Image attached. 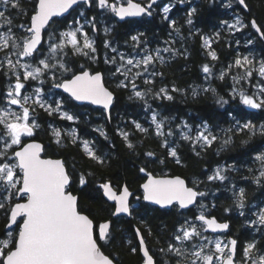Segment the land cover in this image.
Wrapping results in <instances>:
<instances>
[{
	"label": "snow or ice",
	"instance_id": "6c2138e0",
	"mask_svg": "<svg viewBox=\"0 0 264 264\" xmlns=\"http://www.w3.org/2000/svg\"><path fill=\"white\" fill-rule=\"evenodd\" d=\"M79 2L80 0H38L33 4L30 24L25 27L24 23L14 24L11 14L8 13L9 7H21L20 0H0V6L4 9L0 10V80L5 83V87L0 88V220L3 221V229L0 231V264H116L114 258L102 251L113 239L110 232L111 221L94 222L89 215L83 214L78 209L77 196L68 190L70 177L64 164L60 160L42 159V146L35 142H25V138L34 140L37 129L40 128L35 118L38 109L52 115L61 113L64 104L63 100L49 103L44 99L43 89L39 86L33 87V82H38L39 85L50 82L52 88H62L76 101H91L93 104H103L105 108L113 101V93L104 87L100 72L91 73L85 70L83 65L74 70L65 59L69 54L66 50L71 49L73 54L96 61V48L85 25L74 20L72 25L67 26V30L59 32L58 35L55 31H48V28L56 24L53 17L66 13ZM84 2L89 6L95 3L100 8H110L117 16L124 18L140 14L152 15L151 9L157 0H148L146 5L128 0V7H117L115 3L110 4L109 0ZM179 2L183 3L184 0ZM238 2L246 6L245 0ZM162 11L165 14L164 19L168 20L170 6H164ZM196 11L193 8L187 12V24H193L192 16ZM93 21L88 23L95 30ZM169 23L177 33L180 31L175 20H170ZM223 23L229 28H236L237 25L245 27L239 18L235 24H228L227 21ZM250 26L259 34V39L264 40V26H258L255 20L251 21ZM131 41L133 52L128 55L120 53L122 63L112 70V75L122 76L123 79L117 87L130 89L132 95L129 98L134 96L143 101L146 110L152 111L146 99L148 93L167 100H173L174 97L166 87H161L157 92H153L151 88L141 91L137 81L143 80V83L148 85L153 83L149 77L162 75L154 70L150 71V66L157 60L163 64L161 51L170 52L171 49L165 47L149 50L144 46L142 34L131 36ZM204 42L210 46L207 38ZM252 43L253 40H248V44ZM110 46V43H105L106 48ZM46 51L48 54H45ZM112 51L116 52V49ZM209 55L213 60L218 59L215 51H210ZM105 63L115 65L116 57H106ZM232 69L242 71L232 76L234 83L231 98L238 96L239 102L248 108L264 110V59L257 61L248 55L237 54L227 66V70L221 71L219 79L224 80ZM202 70L205 74H210L211 71L207 64ZM68 73L71 75L67 76ZM241 81L249 83L254 91L246 94L243 90H238L236 85ZM29 88H32V91H28ZM171 91L179 92L181 89L174 86ZM202 91L217 96L212 87L202 88ZM192 94L195 96L198 93L193 89ZM228 102L223 97L216 99V103L221 106ZM158 115L159 113L153 111L151 116L155 135L162 137L163 145L168 147L167 137L175 133L172 128L164 131L166 118L158 120ZM62 116L69 121L74 119L67 112H62ZM133 124L141 133L149 132L142 124L136 121H133ZM182 128L191 131L187 123H183ZM189 132L182 131V139L192 141L194 146L207 149L220 142L219 150H223L225 146L234 143V138L247 137L241 140L242 145H248L257 136L264 138V123L237 119L230 127L221 128L218 134L205 122L197 126L194 138ZM60 135L59 130L53 129L57 144L60 143ZM120 135L127 142V147L134 150L135 146L130 142L129 134L121 132ZM85 147L87 148V142ZM145 155L153 157L155 153L149 151ZM168 155L176 158L177 152L171 149ZM89 156L103 163L91 150ZM252 160L256 167L248 169L252 173L251 179L258 186H264V151H260ZM176 162L180 161L177 159ZM139 171L145 172L146 168L141 167ZM227 171L229 168L218 166L207 180L223 184L229 179ZM79 182L81 185L86 183L83 177ZM200 183L202 182L194 181L193 186L189 187L185 180L179 177L155 178L148 173V180L142 185L144 200L161 206L175 205L180 209L199 204L201 209L200 214L192 219L184 218L174 229L166 247L160 248L159 252L166 255L169 261L174 259L175 264H264V244L261 243V240H264V207L258 206L255 212L246 217V223L260 234L261 240L253 239L242 245L238 251L237 239L225 242L204 234L209 230L216 232L229 229V224L218 222L210 212L205 215L206 206L198 200V197L206 195L205 192L199 191ZM100 188L109 200L115 202L112 215H131V193L126 184L119 193L113 191L111 183H103ZM232 192L233 203L241 210L240 215L245 216L246 190L243 187L237 190L233 185ZM229 211L231 208L225 209V212ZM194 221H199V225ZM136 234L140 236L139 229ZM139 247L143 252V264H159L158 260L154 259L155 254H150V250L145 247L142 236ZM131 250L136 252L137 248L133 247Z\"/></svg>",
	"mask_w": 264,
	"mask_h": 264
},
{
	"label": "trees",
	"instance_id": "16d2710c",
	"mask_svg": "<svg viewBox=\"0 0 264 264\" xmlns=\"http://www.w3.org/2000/svg\"><path fill=\"white\" fill-rule=\"evenodd\" d=\"M109 1L115 3L118 0ZM170 1L172 7L167 13L168 20L164 19L165 14L157 7L156 11H151L150 16L120 21L109 8H100L95 3L92 6L80 4L64 20L56 19V26L62 22L65 25L69 21H82L86 24V29L95 35V62L80 54H73L71 49H67L69 54L65 59L70 62V66H74V70L83 65L94 71H103L107 86L115 92L116 99L110 118L104 108L93 105L80 106L64 93L62 96L66 109L74 114L75 121H69L63 116L49 115L39 109L36 112L40 124L37 139L44 142L46 156L64 159L72 178L69 190L78 194L79 210L87 213L94 222L112 221L110 232L113 239L102 250L114 258L117 264L143 263L136 227L141 229L150 252L155 254L159 264H174L175 260L169 261L159 249L166 247L174 229L185 217L193 218L200 214L199 204L189 210H182L175 205L171 209H161L146 203L141 185L149 172L155 175L183 176L190 186H193L194 181H201L199 191L205 192L206 195L200 197L199 202L205 206L209 205L206 214L210 212L219 221L230 222L228 235L237 239L239 250L242 245L253 239L261 240L260 235H253L246 226V217L250 216L251 208H247L245 216H241L239 208L233 203L232 186L235 185L237 190L241 187L246 190L247 207L257 201H264V186L255 184L251 179L252 173L248 171L249 168L256 167L252 157L264 146V138L257 136L248 145H242L241 140L247 137L241 136L234 138V143L225 146L223 150H219L220 142L214 143L210 148L201 149L198 145L194 146L192 141L182 139L181 132H186V129L182 128L183 123L197 129V126L206 122L218 134L221 128L230 127L237 119L264 123V110L248 108L239 102L238 96L231 98L234 83L232 76L242 70L232 69L224 80L219 79L221 71L227 70V66L237 54L249 55L256 60L264 59V40L259 39V34L250 26L253 20L259 26H264V0H245L249 11L237 2L234 13L244 19L245 27L242 28H229L223 23L229 20L231 15L219 4H214L215 0H184L183 3L179 0ZM34 2L37 0L20 2L22 8L29 9L30 5L32 8L29 12L21 14L17 22L30 23ZM122 2L125 3L126 0ZM193 8L197 11L192 16L193 24L189 25L186 23L187 12ZM15 10L9 11L13 13ZM22 16L25 18H20ZM170 20L176 21L180 29L178 33L170 27ZM89 21L95 23V30ZM141 34L144 46L149 50L165 47L171 49L170 52L162 51L163 64L157 60L150 66V71L154 70L162 75L149 77L153 83L148 85H145L143 80L137 81L141 91L151 88L153 92H157L161 87H166L174 97L173 100H167L148 93L146 99L152 111L146 110L144 102L134 96L130 99V89L117 87L123 79L122 76L112 75V70L120 65L119 52L126 50L132 53L131 36ZM206 37L210 46L205 45ZM250 39L253 40L252 44H248ZM105 43H110L111 46L106 48ZM112 49H116V52ZM210 51H215L217 60L211 58ZM113 56L116 57L115 65L104 62L106 57L111 59ZM206 64L210 67V74H205L202 70ZM66 75L70 76L71 73ZM174 86L181 91L172 92ZM3 87L4 81L0 80V88ZM205 87L214 88L217 96L211 92L204 93L202 88ZM193 89L198 93L195 96L192 94ZM218 97H223L229 102L221 106L216 103ZM153 111L159 113L158 120L166 118L164 131L172 128L175 133L167 137L168 147L163 145L162 137L155 135V126L151 122ZM133 121L142 124L149 132L141 133L136 130ZM51 123H56L64 129L73 126L81 139L91 141L92 151L103 163L91 159L89 151L83 147L82 140L74 139L69 134L65 133L63 140L57 144L49 132ZM178 125L181 127H177ZM121 132L129 134V140L135 146L134 150L127 147ZM171 149L176 150V158L168 155ZM149 151L155 155L146 156ZM177 159L179 163L176 162ZM223 164L233 166L226 172L229 179L223 184L219 181L209 182L207 177L211 175L212 170ZM141 167H145L146 171L140 172ZM81 177L86 182L84 185L79 182ZM106 182H111L118 190L126 184L133 192L131 216L112 215L115 204L104 198L100 188V185ZM213 205L215 207H212ZM226 208H231V211L225 212ZM2 229L3 221L0 220V231ZM261 243L264 244V240H261ZM133 247L137 248L136 252L131 250Z\"/></svg>",
	"mask_w": 264,
	"mask_h": 264
},
{
	"label": "rangeland",
	"instance_id": "374dc122",
	"mask_svg": "<svg viewBox=\"0 0 264 264\" xmlns=\"http://www.w3.org/2000/svg\"><path fill=\"white\" fill-rule=\"evenodd\" d=\"M22 0H20V2H21ZM118 1H122V0H118ZM126 1H128V0H126ZM164 6H170V8L172 7L171 6V1H169L168 3H165L163 6H161V7H159L160 8V10H162L163 9V7ZM32 8V6L30 5V8L28 9V8H22V5H21V7L20 8H18V9H16L13 13H10L11 11H9V10H13L12 8H10L9 7V9H8V13H10L11 14V18L13 19V21H14V24H21L22 22H17V21H19V20H17L18 19V17L21 15V14H24L25 12L27 13V12H29L30 11V9ZM22 9V10H21ZM158 8H155L154 10L156 11ZM0 10H4L3 9V6H0ZM21 10V11H20ZM8 13H6V14H8ZM20 18H25L24 16H22V17H20ZM237 18H239L240 19V21L242 22V24L243 25H245V21H244V19L242 18V17H237ZM21 20V19H20ZM79 21V20H78ZM235 21L236 20H233V22L232 23H229V24H235ZM82 24H84L82 21H80ZM0 23H2V21H0ZM24 23V22H23ZM25 24V27H27V26H29V24L30 23H24ZM67 24V26L68 25H72L73 24V21H69V22H67L66 23ZM85 25V29H86V24H84ZM67 26L65 27V30H67ZM236 27H239V28H242L240 25H237ZM65 30H61V31H65ZM87 31H88V29H86ZM52 31H55L56 32V34L58 35V33L59 32H61L60 31V29L55 25V26H52L51 28H50V31L49 32H52ZM88 33H89V37L93 40V42L95 41V39H96V37H95V35H93L91 32H89L88 31ZM98 33V31L96 32V34ZM155 50V49H154ZM67 51V50H66ZM152 51V50H151ZM120 53H123V54H125V55H128V54H130V52H128V51H126V50H124V51H120L119 52V54H118V56H119V60H118V63L119 64H121L122 63V61L120 60ZM45 54H48L47 53V51L45 52ZM161 54H162V51H161ZM249 56V55H248ZM251 58V57H250ZM258 60H260V58L259 59H257V61ZM53 63L55 62V61H52ZM57 75H59V73H57ZM253 83H255V81H253ZM39 87H41L42 89H43V95H44V99H46L49 103H52V102H54V101H59V100H63L64 101V99L61 97V95H59V94H57V93H55L54 92V90H55V88H52L51 87V83L49 82V88H46V83L44 84V85H38ZM45 86V87H44ZM33 87H37L35 84H33ZM236 87H237V89L238 90H243L246 94H250L252 91H254V89L251 87V85L249 84V83H247V82H243V81H241V83L240 84H237L236 85ZM28 91H32V88H29L28 89ZM64 105L65 104H63V107H64ZM251 109V108H250ZM62 113V112H61ZM68 113V112H67ZM35 118H36V121H37V123L39 124V121H38V119H37V115L35 114ZM74 120V119H73ZM72 120V121H73ZM257 124H260V123H257ZM40 125V124H39ZM51 126V125H50ZM56 126V127H55ZM55 126H53V128L51 129V132L53 133V129H56V130H59V132H60V141L61 140H63V138H64V134L66 133V134H69L70 136H72V137H74V139H78V140H82V144H83V147L86 149V150H91L92 151V145H91V141H88V140H86V139H81L80 138V136L78 135V133L76 132V130L74 129V127L73 126H71V127H69V128H60V127H58V125H55ZM210 126V125H209ZM190 128H191V131L189 132V129H186L185 131L186 132H189V134L190 135H192V136H195L196 135V131H197V129L196 128H192L191 126H190ZM85 142H87V148L85 147ZM260 151H264V146L262 147V149H260L256 154H258ZM255 154V155H256ZM218 167V166H217ZM217 167H215L213 170H212V172H211V175L213 174V172H214V170L217 168ZM219 167H227V168H231V167H233V166H231V164H223V165H219ZM257 175H258V173H256ZM203 204V203H202ZM204 205V204H203ZM264 207V202H262V203H254V204H251L250 205V208L252 209H250V214H251V212H255L256 210H257V207ZM208 207H209V205L208 206H206V209H208ZM200 209V208H199ZM201 210V209H200ZM245 210H246V208L244 209V212H245ZM241 210L239 209V212H240ZM189 219H192V218H189ZM197 225H199V223H197L196 221H194ZM246 226H248V224L246 223ZM205 234V233H204ZM212 234V233H211ZM211 234H205V235H207V236H209L210 238H212V239H220V240H223V241H225V242H227L228 240L225 238V236H223V235H218V234H213V235H211ZM175 264V263H174Z\"/></svg>",
	"mask_w": 264,
	"mask_h": 264
},
{
	"label": "water",
	"instance_id": "95a60500",
	"mask_svg": "<svg viewBox=\"0 0 264 264\" xmlns=\"http://www.w3.org/2000/svg\"><path fill=\"white\" fill-rule=\"evenodd\" d=\"M160 1H162V0H157V2H156V4L157 3H159ZM37 2H38V0H37ZM109 3L110 4H112L110 1H109ZM132 3H140L141 5H144V4H142L141 2H139V1H137V0H132ZM80 4H86L87 6H89L87 3H85L84 2V0H80V2L77 4V5H74L71 9H69L66 13H63L62 15H60V16H58V17H53V20H55V19H62V18H65V17H67V16H69L71 13H72V11H73V9L74 8H76V7H78ZM246 4V3H245ZM120 6H123V7H128V1L126 2V3H121V4H118L117 5V7H120ZM244 8H247V6H245V5H242ZM144 15H146V14H140V15H138V16H126V17H124V18H121V17H119V16H117L116 14H115V17L118 19V20H120V21H125V20H129V19H135V18H141L142 16H144ZM258 25V24H257ZM259 26V25H258ZM87 71H89V72H91L89 69H86ZM101 74H102V83H103V85H104V87L105 88H107L108 89V91H110V92H112L113 93V101H112V103L107 107V108H105L104 107V105L103 104H93L91 101H76V100H74V101H76L78 104H91V105H93V106H95V107H101V108H104L105 109V111H106V114H107V116L110 118L111 117V109H112V106H113V104H114V102H115V99H116V94H115V92L113 91V90H111L107 85H106V83H105V80H104V73L102 72V71H99ZM96 73V72H95ZM63 93H65L64 91H63V89L61 88L60 89ZM65 94H67L68 96H69V94L68 93H65ZM29 142H35V143H38V144H40L41 146H42V151H41V158L42 159H50V160H60L63 164H64V167H65V171H66V173L69 175V177H70V185H71V183H72V178H71V175H70V173H69V171H68V168H67V166H66V163H65V161H64V159L62 158V157H51V156H44V153H45V145H44V143L42 142V141H40V140H31V141H29ZM149 173H151L152 174V176L153 177H155V178H176V177H179V178H181V179H184L185 180V182H186V184L189 186V187H191L189 184H188V181L186 180V178H184L183 176H180V175H155V174H153L152 172H149ZM147 180H148V173H147V176H146V179H145V181L142 183V185L144 184V183H146L147 182ZM106 183H111V182H106ZM111 185H112V187H113V191H116L117 193H119V191L122 189H120V190H118V189H116L114 186H113V184L111 183ZM142 185H141V189H142V191H143V195H144V190H143V187H142ZM70 187V186H69ZM129 189V188H128ZM69 190V189H68ZM70 191V190H69ZM72 192V191H71ZM102 192H103V196H104V198L107 200V201H109V202H111V203H114L115 204V202L114 201H111V200H109L108 199V197L107 196H105L104 195V190L102 189ZM129 192L131 193V195L129 196V205H130V211H131V213H132V197H133V192L129 189ZM72 194L73 195H75V196H77V198H78V209H79V196H78V194H75V193H73L72 192ZM199 198L200 197H198V200H199ZM146 203H149L150 205H152V206H156V207H158V208H161V209H171L174 205H169V206H161V205H158V204H156V203H154L153 201H146V200H144ZM196 205H192V206H189V208H187V209H182V210H189V209H191V208H193V207H195ZM83 214H86V215H88L87 213H85V212H83ZM199 215V214H198ZM120 216H131V215H128V214H124V213H121V214H119L118 216H115V217H120ZM90 217V216H89ZM91 218V217H90ZM92 219V218H91ZM218 220V219H217ZM107 221H111V220H107ZM218 222H226V221H219L218 220ZM228 223V222H227ZM111 224H112V221H111ZM229 224V223H228ZM137 229H139V231H140V236H142L143 238H144V241H145V247H147L148 248V246H147V243H146V240H145V237H144V235H143V233H142V231H141V229L139 228V227H136V229H135V232H136V230ZM230 231V225H229V229H226V230H218V231H216V232H211L210 230H209V232L210 233H213V234H223V233H226V232H229ZM136 236H137V239H138V242H139V245H140V236H138L137 234H136ZM232 239H234V238H232ZM140 248V247H139ZM149 249V248H148ZM103 251V250H102ZM104 252V251H103ZM140 252H141V254H142V256H143V252L140 250ZM104 254H106L105 252H104ZM150 254H152L151 252H150ZM106 255H108V254H106ZM111 258V257H110ZM143 259H144V257H143ZM154 259H155V257H154ZM117 264V263H116ZM143 264V263H142Z\"/></svg>",
	"mask_w": 264,
	"mask_h": 264
},
{
	"label": "flooded vegetation",
	"instance_id": "af4514ba",
	"mask_svg": "<svg viewBox=\"0 0 264 264\" xmlns=\"http://www.w3.org/2000/svg\"><path fill=\"white\" fill-rule=\"evenodd\" d=\"M137 1H139V0H137ZM170 0H162V1H160L159 3H157V4H155L154 6H153V8L151 9V11H153L155 8H157V7H161V6H163L165 3H168ZM127 2V1H126ZM125 2V3H126ZM139 2H141V1H139ZM237 2H238V0H215V2H214V4H219L225 11H227V12H229L230 13V15H231V18L229 19V20H227V22H228V24L229 23H232L233 22V20H236L237 19V16L235 15V7H236V4H237ZM111 3H114V2H111ZM121 3H123L122 1H117V2H115V4L116 5H118V4H121ZM142 4H144V5H146L147 3H148V0H143L142 2H141ZM239 3V2H238ZM85 6H87L86 4H84ZM241 5V4H240ZM242 6V5H241ZM247 6V5H246ZM243 7V6H242ZM244 8V7H243ZM110 9V8H109ZM244 9H246V11H249V6H247V8H244ZM114 13V12H113ZM114 16H115V13H114ZM239 17H242V16H239ZM56 20V19H55ZM57 20H64V18H62V19H58L57 18ZM63 23V22H62ZM62 23H60L59 25H57V27L60 29V31L61 30H65V27L67 26V24H62ZM227 26V25H226ZM48 31H50V28H48ZM207 38V37H206ZM208 39V38H207ZM104 62H105V59H104ZM71 67H73V69H74V66L72 65ZM85 68V70L86 69H89L90 71H91V73H95V72H99V71H101V70H92L91 68H86V67H84ZM103 72V71H102ZM104 73V72H103ZM104 80H105V83H106V75H105V73H104ZM33 84H35L36 86H38L39 84H38V82H33ZM106 85H107V83H106ZM4 87H5V83H4ZM45 87V86H44ZM46 88H49V82L48 83H46ZM54 92L55 93H57V94H59V95H61V97L63 98V96H62V91L60 90V89H56L55 88V90H54ZM65 94V93H64ZM67 95V94H66ZM76 102V101H75ZM77 103V102H76ZM65 104V103H64ZM78 104V103H77ZM78 105H80V106H82V105H91V104H78ZM101 108V107H100ZM46 112V111H45ZM62 112H68V114L69 115H72L73 117H74V114H72L71 112H69L67 109H66V106L64 105V107H63V109H62ZM52 115H54V116H56L57 115V117H61L62 116V113H53ZM76 120V118L74 117V120L73 121H75ZM55 125H57L56 123H51V126L49 127V132L52 134V137L54 138V136H53V133L51 132V129L53 128V126H55ZM56 127V126H55ZM39 130H40V128L39 129H37V133H36V135H35V137H34V140H39V139H37V135H38V132H39ZM49 133V134H50ZM55 139V138H54ZM31 140H33V138H25V142H29V141H31ZM41 141V140H40ZM43 142V141H42ZM44 143V142H43ZM45 145V144H44ZM44 156H46V154L44 153ZM48 156V155H47ZM51 157H53V156H51ZM262 202H264V201H262V200H260L259 202L257 201V202H255V203H262ZM254 204V203H253ZM247 208H250V207H246V210H247ZM252 210V209H251ZM200 212H201V210H200ZM205 215H207L206 214V211H205ZM227 222V221H226ZM229 223V225H230V228H231V224H230V222H228ZM249 227V226H248ZM249 229H250V231H251V233L253 234V235H255V236H257V237H259V233H257L253 228H250L249 227ZM229 234V232H226V233H223V234H218L219 236L220 235H223V236H225V238L227 239V240H230V239H232V238H234V239H236L235 237H233L232 235H228ZM211 235H213V234H211ZM215 235V234H214ZM138 240V239H137ZM139 243V242H138ZM140 249V248H139ZM237 249H238V251H239V247H238V245H237Z\"/></svg>",
	"mask_w": 264,
	"mask_h": 264
}]
</instances>
